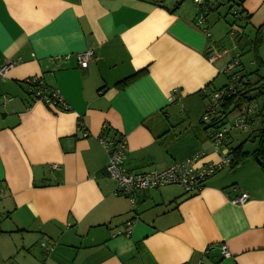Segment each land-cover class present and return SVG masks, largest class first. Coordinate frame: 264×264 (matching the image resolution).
<instances>
[{"label":"crops","instance_id":"0c3cea01","mask_svg":"<svg viewBox=\"0 0 264 264\" xmlns=\"http://www.w3.org/2000/svg\"><path fill=\"white\" fill-rule=\"evenodd\" d=\"M232 3L243 11L233 34ZM259 29L264 36V0H219L206 13L192 0H0V67L13 62L0 74V264H264V169L253 155L195 193L139 189L132 206L114 193L98 139L104 124L124 136L133 172L199 152L217 159L202 118L237 55L238 76L264 83V43L262 63L253 51ZM89 49L83 68L77 53ZM214 51L221 54L210 61ZM33 77L57 89L67 109L33 101ZM256 99L238 109L236 117H250L229 133L231 149H256L243 135L264 116ZM243 191L249 199L233 203ZM129 220L131 235L116 234Z\"/></svg>","mask_w":264,"mask_h":264},{"label":"built area","instance_id":"2783aa9c","mask_svg":"<svg viewBox=\"0 0 264 264\" xmlns=\"http://www.w3.org/2000/svg\"><path fill=\"white\" fill-rule=\"evenodd\" d=\"M202 13H206L212 8L217 6L219 0H192ZM238 15V14H237ZM236 15V17H238ZM203 18L199 23H202ZM231 33L239 32V25L235 22L230 27ZM241 32V31H240ZM93 50L89 49L83 52L77 53V59L79 65L83 68L88 67L93 59ZM219 52H212L209 55V60L214 61L220 56ZM238 56V55H237ZM63 59H69L70 55L62 56ZM13 62H9L0 67V74L5 73L6 69L12 66ZM240 66V60L236 57L229 62L223 69V72L231 75L229 83L226 87H222L214 90L211 93V102L207 106V110L203 115V121L208 123L215 115L216 108L221 101L223 102L228 96H231L236 92L237 79L235 76L236 69ZM32 83H38L42 81L39 78H31ZM39 94V93H38ZM40 100L52 106H61L63 109H67L66 103L63 97L60 95L57 89H48L47 92H40ZM250 115L245 112L240 114L234 119L232 123L227 126H222L220 130L207 129V136L210 140V144L217 155V159H209L208 154L205 152H199L187 157L186 159L178 162H174L172 165L161 170H152L146 172H133L125 166V160L127 158L128 142L122 135H112L108 132V125L104 124L103 132L99 136V142L105 148L108 153L107 170L111 179L115 182L116 188L114 193L116 195H122L127 197L132 206L136 204V192L139 189H157L166 185H180L187 193H195L199 191L204 181L217 171L224 168H228L232 162V150L226 145L228 135L231 131L236 129H243L248 126V120ZM79 129L82 130L83 136H88L85 125L79 121ZM248 192H241L238 196L232 198V202L235 204H242L249 199ZM134 222L129 220L125 224V230H116V234H124L130 236L132 233ZM42 245L46 250H52L54 244L48 245L46 241H42ZM222 254L229 256L230 252L226 245L222 246Z\"/></svg>","mask_w":264,"mask_h":264},{"label":"trees","instance_id":"16d2710c","mask_svg":"<svg viewBox=\"0 0 264 264\" xmlns=\"http://www.w3.org/2000/svg\"><path fill=\"white\" fill-rule=\"evenodd\" d=\"M228 1L233 2L234 0H228ZM237 14H240V17H241V15L243 14V11L238 10L236 15ZM235 22L236 20L233 23ZM263 43H264V36L262 34V30L259 29L254 39V42H253L254 57L259 62V64L262 63V60L259 56V48L263 45ZM139 74L140 73L138 72L134 75L126 77L125 79H122L121 81L117 83V86H119L120 88H124L126 85L134 81ZM235 76L237 79L236 92L232 94L231 96H228L223 102L221 101V103H219L218 107L216 108L215 115L212 117L210 123H208V128L212 126L214 127L215 130H220L219 127L223 125L219 126V124L223 120H225V118L228 116V114L232 110L240 109L243 104H245L246 102H251L254 98H257L258 96L264 97V83H261L262 81L261 79L254 81V82L253 81L251 82L249 80H244L243 75L238 76V71L235 72ZM229 78H231V75H229ZM26 84L29 87L28 94L29 96H31L33 101L40 100V96H41L39 95L40 92H47L48 90L47 88L43 87L42 83L40 85L38 83H32L31 78L27 79ZM258 84L260 85L256 87V85ZM226 86L227 84L224 87ZM256 89H259L258 93L255 96H251L250 95L251 92ZM259 114L263 115L264 111L260 110ZM251 136H253L254 141H256L257 138L259 137V140H258L259 146L251 153L244 150L243 143L237 145L236 147H232L231 149L232 156H233L232 162H231L232 169L240 165L245 159H247V157H249V155H253L255 157L258 156L260 160L259 163L261 167L264 169V116L260 118V125L257 127V129H255L252 132Z\"/></svg>","mask_w":264,"mask_h":264},{"label":"rangeland","instance_id":"374dc122","mask_svg":"<svg viewBox=\"0 0 264 264\" xmlns=\"http://www.w3.org/2000/svg\"><path fill=\"white\" fill-rule=\"evenodd\" d=\"M233 4V3H232ZM228 7H229V5H228ZM227 9H229V8H222L221 9V11H222V13H226L227 12ZM237 6H235L234 4H233V7H232V11H231V13L229 14V16H228V18L229 19H232L233 21L232 22H234L235 20H236V23L237 24H240L239 22H241V19H240V14H238L237 16L238 17H236V13H237ZM228 34H230V37L231 38H233L234 37V35H232L231 33H228ZM251 53L250 52H246V53H244L242 56H243V60L245 61V63H246V60L247 61H249L248 59L249 58H251ZM236 57H238L239 58V56H236ZM236 57H234V59L236 58ZM234 59H232V60H234ZM231 60V61H232ZM239 60H240V58H239ZM230 61V62H231ZM240 67V66H239ZM263 72H264V70H263ZM221 80H224V76H221ZM258 90L259 89H256V90H254L253 91V93H257L258 92ZM252 93V92H251ZM262 101H264V97L263 96H258L257 97V99L255 100V102L253 103V105H262ZM240 114V113H239ZM238 115V109H234V110H232L229 114H228V116L225 118V125L227 126V125H229V123H232L233 121H234V119L236 118V116ZM236 130H239V129H236ZM235 131V130H234ZM245 132H243L244 134V136H246L247 138H246V140H245V143H246V148L247 149H249L250 151L253 149V148H257L258 146H259V137L257 138V140L256 141H254V139H253V136H251L252 134H250V136H249V134H248V130H244ZM256 133H258V132H256ZM255 157V156H254ZM177 186H179V187H181L180 185H177Z\"/></svg>","mask_w":264,"mask_h":264},{"label":"water","instance_id":"95a60500","mask_svg":"<svg viewBox=\"0 0 264 264\" xmlns=\"http://www.w3.org/2000/svg\"><path fill=\"white\" fill-rule=\"evenodd\" d=\"M255 159H256L258 162H260V160H259L258 156H256V157H255Z\"/></svg>","mask_w":264,"mask_h":264}]
</instances>
